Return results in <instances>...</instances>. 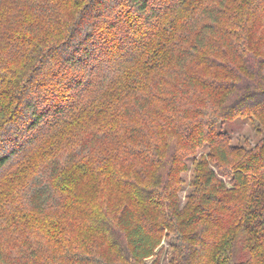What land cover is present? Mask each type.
<instances>
[{
  "label": "trees",
  "instance_id": "trees-1",
  "mask_svg": "<svg viewBox=\"0 0 264 264\" xmlns=\"http://www.w3.org/2000/svg\"><path fill=\"white\" fill-rule=\"evenodd\" d=\"M13 1L0 264H149L166 230L173 264H264V0ZM241 118L255 139L225 129ZM67 198L99 244L63 224L45 228L57 249L3 236Z\"/></svg>",
  "mask_w": 264,
  "mask_h": 264
},
{
  "label": "rangeland",
  "instance_id": "rangeland-1",
  "mask_svg": "<svg viewBox=\"0 0 264 264\" xmlns=\"http://www.w3.org/2000/svg\"><path fill=\"white\" fill-rule=\"evenodd\" d=\"M14 1L13 0H8L5 6H2L0 8V14L2 15L1 18H5L7 14H14L17 9L14 6ZM225 129L228 130L229 132L232 133L233 136H238L239 137H247L251 140L255 139L257 134L255 129L253 128L251 122H249L248 119L246 118H241V119H236L232 120L230 122H227L225 124ZM256 134V135H255ZM262 136V135H261ZM254 143V141H253ZM209 152L206 151V155ZM192 166L190 165V170L182 175L183 183H182V190L180 192V204L182 208L188 207L189 199L188 195L191 190V182L193 178V170L191 168ZM4 191L0 190V194H2ZM92 193V196L87 197L89 194ZM3 196V195H2ZM86 197H82V199L86 198V200H91L93 206L95 207L96 205H100V201L96 196H98L95 193V188L90 187V193L87 194ZM69 199L67 198L64 201H61L60 203L53 205L50 207V209L46 212L45 215L39 217V218H34L32 221H30L27 224H19L17 229V232H13L11 235L10 233H7V231H4V237L6 240L14 238V241L16 242L23 238L20 234L19 231L23 235H27L28 238L32 239L34 238L35 241L38 239L39 242H41L43 245H46L50 248L57 249V245L55 242H58L59 240H55V242H51L48 239V230L45 231V228H48V225H56L61 226L63 224L64 227L71 225V237L79 238V241L82 244H90V245H96L101 242V237L98 236L94 230H92L87 223H81L80 221L76 222L72 219V214H76V210L79 211L74 205L70 204L68 201ZM117 203V202H116ZM86 210L87 206H79V209ZM81 212V211H79ZM82 213V212H81ZM82 216H86L82 213ZM70 221V222H68ZM62 235L61 233H59ZM63 236V235H62ZM69 238V239H70ZM175 237L174 235L166 230L163 232L162 235V241L159 245V247L156 249L155 254L153 257H151L148 260L149 264L158 262L159 264H173L174 259H175ZM35 244V243H32ZM6 247L10 248L8 242H6ZM51 245V246H49ZM47 247V248H48ZM52 249V250H53Z\"/></svg>",
  "mask_w": 264,
  "mask_h": 264
}]
</instances>
